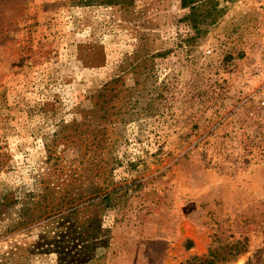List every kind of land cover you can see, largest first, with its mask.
I'll return each instance as SVG.
<instances>
[{
  "label": "rangeland",
  "instance_id": "1",
  "mask_svg": "<svg viewBox=\"0 0 264 264\" xmlns=\"http://www.w3.org/2000/svg\"><path fill=\"white\" fill-rule=\"evenodd\" d=\"M0 264H264V10L0 0Z\"/></svg>",
  "mask_w": 264,
  "mask_h": 264
},
{
  "label": "built area",
  "instance_id": "2",
  "mask_svg": "<svg viewBox=\"0 0 264 264\" xmlns=\"http://www.w3.org/2000/svg\"><path fill=\"white\" fill-rule=\"evenodd\" d=\"M253 1L258 9L264 10V0H253ZM207 51L210 52L211 49H207Z\"/></svg>",
  "mask_w": 264,
  "mask_h": 264
},
{
  "label": "trees",
  "instance_id": "3",
  "mask_svg": "<svg viewBox=\"0 0 264 264\" xmlns=\"http://www.w3.org/2000/svg\"><path fill=\"white\" fill-rule=\"evenodd\" d=\"M197 0H180V3L184 7H191Z\"/></svg>",
  "mask_w": 264,
  "mask_h": 264
}]
</instances>
